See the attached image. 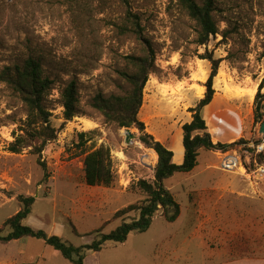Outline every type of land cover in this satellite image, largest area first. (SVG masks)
<instances>
[{
	"label": "rangeland",
	"instance_id": "374dc122",
	"mask_svg": "<svg viewBox=\"0 0 264 264\" xmlns=\"http://www.w3.org/2000/svg\"><path fill=\"white\" fill-rule=\"evenodd\" d=\"M127 1L124 6L120 0H0V69L30 56L40 60L53 80L45 108L57 132L39 158L47 168L44 179L30 148L19 154L7 149L23 126L26 108L0 83V228L20 210L18 197H33L23 224L80 247L97 238L96 230L113 231L122 221L115 213L145 198L136 184L152 182L157 156L139 141L137 129H128L134 138L127 144L126 129L90 107L97 93L129 90L121 76L130 71L126 57L143 54L126 19L129 10L155 51L138 114L145 133L172 136L181 126L190 108L187 82L199 84L205 76L206 82L210 73V63L200 59L205 54L222 60L214 88L226 101L214 95L243 133L225 152L199 151L193 171L164 182L180 205L175 222L159 213L146 232L130 233L124 243L84 250V264H264V151L249 147L264 142L261 123L253 118L259 84L264 93V0H215L218 34L205 46L195 43L198 27L175 0ZM72 80L78 114L65 121L61 92ZM259 101L264 106V99ZM262 114L264 119V109ZM99 147L110 151L115 180L109 187H88L83 160ZM226 156L240 159L232 172L220 168ZM133 217L134 212L127 215ZM0 264L71 263L43 241L26 237L0 242Z\"/></svg>",
	"mask_w": 264,
	"mask_h": 264
},
{
	"label": "trees",
	"instance_id": "16d2710c",
	"mask_svg": "<svg viewBox=\"0 0 264 264\" xmlns=\"http://www.w3.org/2000/svg\"><path fill=\"white\" fill-rule=\"evenodd\" d=\"M175 1L195 21L198 27L195 43L198 46L207 45L210 38L218 34V27L212 16L215 0H203L202 4H198L195 0ZM120 2L124 6L128 4L127 0H120ZM126 19L128 23L131 22L133 26L131 32L143 47L142 55L126 57L130 71L121 73V76L129 86V90L124 95L104 96L102 93H97L91 99L90 107L100 114L107 123L114 124L119 129H137L140 132L139 141L145 148L156 154L157 162L152 182L140 180L136 184L145 198L115 213L114 219L122 218V221L113 231L103 234L100 230H96L94 233L97 238L90 244L75 247L59 236L48 235L42 230H35L24 225L23 221L31 214L35 199L20 196L18 197V202L21 205L20 210L8 218L0 228L1 243L6 244L26 237L41 240L69 263L84 264L82 253L84 250L99 252L107 242L124 243L130 233L146 232L151 226L153 218L159 213L166 222H175L180 215V205L170 190L164 186V182L175 174H188L193 171L197 166L199 151L225 152L238 144V141L228 142L233 134H229L225 140H220L214 144L202 117V110L214 98V80L222 62L221 59H215L210 54L200 56L201 60L210 63V73L204 84L205 93L197 104L188 110L192 120L181 127L184 148L182 164H174L172 151L156 141L153 136L145 133V126L139 121L138 114L143 102V90L154 68L155 51L149 40L143 36L138 17L128 10ZM121 30L130 33V28L122 27ZM0 83L6 84L26 108V119L23 126L19 128L14 141L8 145L7 149L10 153L19 154L22 150L30 148L31 153L38 156L37 162L44 171L45 179L47 178V168L39 158L45 145L57 137L56 130L50 124V114L45 108L46 99L52 90L53 80L44 74L40 60L30 56L21 64H13L0 69ZM262 90L263 86L259 84L254 100L253 118L254 122L258 123L264 121L262 114L264 106L259 101L264 99ZM61 103L65 121H71L77 116L78 87L75 81H70L62 90ZM227 127L231 128V125L227 124ZM83 135L85 134H81V137ZM83 172L86 186H111L115 180V175L112 171L110 151L99 147L89 152L83 160ZM132 212L135 213V217L127 219V215ZM6 229H9L10 232L7 235H2Z\"/></svg>",
	"mask_w": 264,
	"mask_h": 264
},
{
	"label": "crops",
	"instance_id": "0c3cea01",
	"mask_svg": "<svg viewBox=\"0 0 264 264\" xmlns=\"http://www.w3.org/2000/svg\"><path fill=\"white\" fill-rule=\"evenodd\" d=\"M206 76L199 81V84L192 83L191 79H189V82H187V90L186 95L190 96V105L188 109L193 108V105L195 106L196 102L199 101L204 93H205V83ZM198 85L199 90H195L194 86ZM215 89V88H214ZM215 95L218 94V89H215ZM200 92V93H199ZM211 101L210 104L204 107L202 110V117L205 121V124L207 126V132L212 137V142L216 144L218 141H223L225 138L229 136V134H233L232 137H230L231 142H235L243 133V130L240 131V126L237 124V121L230 115L229 110H226L219 99L215 97ZM221 96V99L224 98L223 94H218ZM216 101V102H215ZM226 101V100H225ZM215 103V104H214ZM186 116H184V121L179 126L175 133L171 136L170 132L168 134H162L160 136H157L155 133L152 132V135L155 137L156 141H159L164 146H166L170 151L173 153V163L176 165H180L183 162L184 159V148L182 145V139H183V133H182V126L186 123H189L192 120L191 113L186 110ZM227 124L231 125V128L227 127ZM237 130H239L237 132Z\"/></svg>",
	"mask_w": 264,
	"mask_h": 264
},
{
	"label": "built area",
	"instance_id": "2783aa9c",
	"mask_svg": "<svg viewBox=\"0 0 264 264\" xmlns=\"http://www.w3.org/2000/svg\"><path fill=\"white\" fill-rule=\"evenodd\" d=\"M249 147L254 148L257 154H261L264 151V142L263 144H260V145L256 144L255 146L251 144L249 145ZM239 163H240V159H238L237 157L226 156L221 161L220 168L223 171L232 172L234 171V169L237 167Z\"/></svg>",
	"mask_w": 264,
	"mask_h": 264
},
{
	"label": "water",
	"instance_id": "95a60500",
	"mask_svg": "<svg viewBox=\"0 0 264 264\" xmlns=\"http://www.w3.org/2000/svg\"><path fill=\"white\" fill-rule=\"evenodd\" d=\"M125 133H126L125 142L129 144L130 140H132L134 136L130 133V130L128 129L125 130ZM259 133L263 136V139H264V121L261 123L259 127Z\"/></svg>",
	"mask_w": 264,
	"mask_h": 264
},
{
	"label": "bare ground",
	"instance_id": "6f19581e",
	"mask_svg": "<svg viewBox=\"0 0 264 264\" xmlns=\"http://www.w3.org/2000/svg\"><path fill=\"white\" fill-rule=\"evenodd\" d=\"M152 153L156 156V154L152 151Z\"/></svg>",
	"mask_w": 264,
	"mask_h": 264
}]
</instances>
